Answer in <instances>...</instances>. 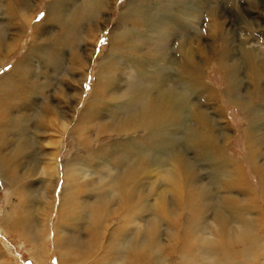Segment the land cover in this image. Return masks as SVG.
I'll use <instances>...</instances> for the list:
<instances>
[{
    "label": "rangeland",
    "instance_id": "374dc122",
    "mask_svg": "<svg viewBox=\"0 0 264 264\" xmlns=\"http://www.w3.org/2000/svg\"><path fill=\"white\" fill-rule=\"evenodd\" d=\"M19 1L0 0V81L28 45L53 43L56 33L45 22L50 0H25L27 12ZM82 1L66 5L80 6L79 23L59 67L35 59L37 93L8 113L0 153L14 154L25 140L31 146L10 160L14 171L0 167V264H142V256L146 264H179L185 240L190 264H224L209 257L222 260L221 253L253 239V259L242 260L264 264V0H95L90 17ZM131 4L140 16L148 13L150 28L132 21L116 27ZM26 16L36 26L22 33ZM253 61L261 64L258 74ZM142 94L152 102L143 114ZM165 97L177 118L166 127L167 145L141 129L169 112ZM55 112L62 132L54 172L42 152L49 133L38 126ZM70 179L85 185L75 193L73 222L62 218ZM26 214L33 221L12 230ZM123 233L121 243L110 240ZM135 234L140 238L131 242ZM239 234L245 241L234 243ZM69 236L77 240L72 249Z\"/></svg>",
    "mask_w": 264,
    "mask_h": 264
},
{
    "label": "bare ground",
    "instance_id": "6f19581e",
    "mask_svg": "<svg viewBox=\"0 0 264 264\" xmlns=\"http://www.w3.org/2000/svg\"><path fill=\"white\" fill-rule=\"evenodd\" d=\"M71 1L72 0H50L49 4L47 6V14L45 16V22H46L48 30H56V33L53 35V43L41 42V43L28 45L27 49L25 48L26 51H24L22 53V56L20 57L19 61L18 62L16 61L17 63L12 64L13 68H11V71L9 73H7L6 76L1 78V81H0V147H1V144H5V142H7L6 141L7 139L5 138L6 137L5 133L8 131L7 130V124L11 121V117L8 116L9 115L8 113L10 111H12L13 108L15 109V107H17V106H23V107L26 105L29 106L30 105V103H29L30 99L33 98L34 92L36 91L37 88H39L38 87L39 84L37 83L38 81H36V83L38 85L35 86V84H34V80L36 79V77L32 76V74L30 73V68L34 67L33 62L35 61V59H40V60L46 59L45 65L47 67H52L53 71H55L57 66L61 62V59L63 56V54H61V53H62L63 49L66 46H70V43L72 46V43L74 42V40L76 41V33L74 30H76L78 27L79 17H75L74 15L78 11L80 6H73L71 10L67 9L66 5L70 4ZM94 2H95V0H83L82 1V5H84V6L87 3H89V17L91 16L90 7L93 6ZM17 5H18L17 8L20 9L22 12L28 11L26 8V1L25 0H20L17 3ZM13 11H14V9H13ZM27 14L28 13H26V15ZM26 19H28L27 23H30V26H29V24H27L26 27H24V28L21 26L23 28L21 31L22 33L25 32L26 30L30 29V28L33 29L36 26V24L33 23V21H31V19H29L27 16H26ZM127 21H129V22L132 21V23L134 22L138 26H140V25L144 26V27L146 26L147 28H150V26L152 25L151 21L149 19L148 13H145L143 16H140L139 15V8L137 6H132V4L129 5V9H128L127 14L120 15L119 20L116 24V27L124 29L122 27H126V24H124V22H127ZM24 22H26V21H24ZM21 25L24 26V23ZM121 35H122V33H121ZM163 37H165V36H163ZM120 41L121 42L117 45L118 53H120V51L122 50L123 37H121ZM121 53H122V51H121ZM150 56H151V54H150ZM260 68H261V64H258L257 62L253 61L252 69L256 74L259 73ZM47 69L41 70L40 74L42 75V78L45 75H47V72H48ZM135 71H136V74L137 73H138V75L142 74L141 76L144 77V71L142 69L141 70L136 69ZM49 78H48V80H49ZM139 79H141V78H139ZM41 87H43V86L41 85ZM3 88H5V89H3ZM142 89H144V88H142ZM146 89L148 90L147 87H146ZM147 90H145V92ZM145 92H143V93H145ZM35 93H37V91ZM140 98L142 99V104L140 102V105H138V108H139L140 113L143 114L144 109L147 106L151 105L152 102L149 101L144 94H142L140 96ZM23 99H25L26 103L23 102ZM138 100H139V97L137 98L136 101H138ZM165 103L168 107L169 112H166V110H164L161 119H159V117L153 116L150 124L147 126H142L141 129L144 130L147 133V135L155 143L161 142V143H164L165 145H167L169 141H172V138L170 135H165L166 130H167L166 127H168V125H171V122H173V123L177 122V118H176V115L173 112V110H172V108H171V106L167 100V97H165ZM138 104H139V102H138ZM50 109H52V108H50ZM81 115H84L86 118L89 115V112L86 110ZM50 116L48 119L46 118L44 120H41L40 125L38 126L39 127L38 129H46L49 133L46 135V137H47L46 142L48 145L47 147H49V148L44 149V151H42V152L44 153V156L46 159L48 157L50 158V160H49L50 162L47 164V166H50V170L52 169L55 172V169L58 166L57 165V156H58V151L60 149L58 135L62 132V128L60 126L58 114L55 112L54 115H52L51 117ZM48 126L50 127V129ZM21 129L22 128L19 127L18 130L22 131ZM19 133H21V132H19ZM50 133H52V134H50ZM20 139L21 138H19V140L17 141L18 144H20ZM32 139H30V140L32 141ZM23 144L27 145L29 148L31 146V142L29 140H25V142L21 143V145L18 147L17 152H15L14 154L6 155V154L0 153V167L1 168H3L4 170H9V168H10L12 171H14L16 169L17 166L12 165L10 167L8 165H9L10 160H12L15 156H18L21 154V149H22ZM85 144H87V141H83L81 146H83ZM15 146H17V144ZM37 152H38V150H37ZM39 152L42 153L41 151H39ZM72 157H71L72 160H70V162H72V163L68 164L70 169L72 168L73 162L77 159V157L76 158H74V157L72 158ZM47 162H48V160H47ZM35 168H36V166H32V167L29 166L28 170L33 171ZM44 169H45V167H44ZM28 170L26 169V171H28ZM54 172H52V173H54ZM128 179L129 178L125 179V183L128 181ZM54 182H56V181H54ZM119 185L121 186L122 184L119 183ZM84 188H85L84 184H81L79 186L75 185L74 183H72V180L70 179L68 185L64 189L63 193H64L65 197L63 198V202H62V204L64 206H65V204L68 206L69 211L66 213H62V218L67 219V221L71 220L70 222L77 220V217H75V211H76V209H75V204H76L75 193L78 190L83 192ZM18 192H21V191H19L15 188V194H18ZM21 194H24V193L21 192ZM258 195L263 196L264 194H258ZM82 216L87 217L86 208L83 209ZM32 217H33L32 214L30 215V217L27 216V214L24 215L23 217L18 215L15 218L16 221L12 224V230L19 232V226H23V225H26L27 223L32 222L33 221ZM4 221L8 224L9 223V217H4ZM86 221H87V224H86L87 227L92 229L94 227V225L91 223V220L89 218H87ZM79 226L81 227V225H79ZM171 226H170V228H171ZM96 229H97V227L95 226L94 231ZM142 233H143V231H139V234H142ZM70 237L71 236H69L67 238V241L65 242L68 249H72V248L76 247V241L77 240L74 238H70ZM124 237H125V233L121 234L120 237L112 236V238L110 240L115 241L117 243H121L123 241ZM61 238H65V237L63 235L58 237V238L54 237L55 243H58L60 240H62ZM139 238H140V235L135 234L132 237L131 242H134V241L138 240ZM25 239L27 241L30 240V242L34 243V241L31 237L26 236ZM246 240H248V238H246ZM243 241H245V237L242 234H239L236 238L233 239L234 243H241ZM222 243H224V241H221L219 244H222ZM87 245H88L89 251H92L95 249V247L92 246L91 244L88 243ZM256 246H257V242H256V240L253 239V240H250L249 243L242 250L235 251L231 255H228L226 253H221L223 256L222 260L218 256L213 255V256L209 257V259H210L209 261L211 263L216 262V261H222L224 264H245V261L242 259L252 260L253 254L256 250ZM58 247L59 246L56 244V248H58ZM226 248H228V246H226ZM105 250L106 249L104 248L102 250V252H104ZM41 251H37L35 253V255H39L41 253ZM33 252L30 253L31 256L33 255ZM177 253H178V258H179V264H190L191 263L192 254L189 252L188 244H187L186 240L181 243L179 249L177 250ZM128 256L130 257V261H131L132 260V254H130ZM169 259L171 260V258H169ZM137 260L142 264H146L149 260V257L148 256H142V257H139ZM70 261H72L74 263L73 258H70ZM171 261H173V260H171ZM174 262H176L178 264V262L176 260H174ZM132 263L137 264L135 261Z\"/></svg>",
    "mask_w": 264,
    "mask_h": 264
}]
</instances>
